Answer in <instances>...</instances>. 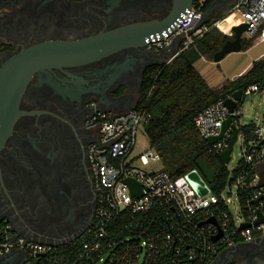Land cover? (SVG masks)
<instances>
[{"label": "flooded vegetation", "instance_id": "flooded-vegetation-1", "mask_svg": "<svg viewBox=\"0 0 264 264\" xmlns=\"http://www.w3.org/2000/svg\"><path fill=\"white\" fill-rule=\"evenodd\" d=\"M172 9V0H0V66L37 43L158 23ZM154 51L139 44L33 74L21 96L23 113L0 150V220L49 243L92 222L97 192L88 147L98 129L91 119L97 110L122 112L134 104ZM245 251L252 255L243 262ZM231 252L240 256L235 264L264 260V245ZM0 264L25 260L1 257Z\"/></svg>", "mask_w": 264, "mask_h": 264}, {"label": "built area", "instance_id": "built-area-1", "mask_svg": "<svg viewBox=\"0 0 264 264\" xmlns=\"http://www.w3.org/2000/svg\"><path fill=\"white\" fill-rule=\"evenodd\" d=\"M204 2L194 0L182 13L177 27L169 28V33L163 31L164 37L157 34V38L147 39V47L160 51L169 47L179 35H184L180 46L188 47L211 27L233 35V26L241 23H247L244 37L264 40V0H235L227 17L197 27L204 15ZM233 14L234 21L227 28L223 27V21ZM254 93L264 97V86L251 84L246 87L243 101L248 94ZM230 97L232 93H226L194 118L198 132L206 139L220 134L228 116H232V123L239 127L236 142L240 143L245 167L230 176L220 194L212 192L210 186L206 194H198L187 178L189 172L171 175L163 168L160 153L150 145L146 151L136 153L139 129L147 121V112L135 107L123 112L97 110L91 123L98 133L88 147L97 192L92 222L78 232L49 243L30 239L16 231L8 218L1 219L0 258L12 251H22L25 264H152L162 249L171 247L177 255L171 264H213L221 253L225 260H230L228 264H235L236 260L232 261L231 257L234 250L225 251L242 243L264 245V221L255 224L260 214L264 215V183H254L257 178L254 168L264 162V128L256 123L253 135L242 132L243 103L237 101L231 110L225 103ZM232 135L230 125L212 144L213 148L218 152L227 149ZM156 164L161 167H151ZM252 176L255 178L247 183ZM127 178L140 183L138 194L132 192L125 181ZM247 187H253L249 191L252 203L243 206L240 195ZM220 203L228 212L220 208ZM154 210L175 221L183 237L176 238L171 232L161 237L157 231L145 236L146 230L136 234L147 222L144 216ZM118 219H123L120 229L112 225ZM243 223H250V226L241 228ZM220 231L222 236L214 241ZM182 253L187 259L185 263L181 262ZM223 264H227L226 261Z\"/></svg>", "mask_w": 264, "mask_h": 264}, {"label": "trees", "instance_id": "trees-1", "mask_svg": "<svg viewBox=\"0 0 264 264\" xmlns=\"http://www.w3.org/2000/svg\"><path fill=\"white\" fill-rule=\"evenodd\" d=\"M215 1L205 0L203 12ZM227 16V10L221 11L214 16V19ZM229 19L230 17L223 21V27L227 28ZM211 21L212 19H209L206 23L210 24ZM233 38L234 34L228 35L217 27H211L188 47L180 46V51L172 61L148 65L135 105L137 110L147 112L145 132L150 147L160 153L163 168L173 176L183 175L198 169L197 161L202 158L213 171L214 177L209 186L216 194H220L225 189L230 176L236 175L245 167V164L240 158L236 168L230 171L220 158V152L200 135L194 118L208 105L225 97L226 93H233L239 88L244 90L251 84L264 86V57L254 60L248 70L235 79L225 80L220 87H212L196 67L195 63L202 57L214 60L215 53L227 40ZM254 39L255 37H243L241 50H247ZM255 127L256 122L251 121L241 124L240 130L250 136L253 135ZM252 188L247 187L240 195L243 206L252 203L249 196ZM219 205L221 209L228 212L223 203ZM144 220L147 221L145 226L137 229L136 234H143V230H146L145 236L157 231L161 237L167 232H171L176 238L183 237L179 228L176 227V222L158 214L156 210L145 215ZM150 221L152 222L149 223ZM122 223L123 219H118L112 225L120 229ZM185 257L182 253L180 257L182 263L187 262ZM176 258L177 255L173 249L166 247L152 264H171Z\"/></svg>", "mask_w": 264, "mask_h": 264}, {"label": "water", "instance_id": "water-1", "mask_svg": "<svg viewBox=\"0 0 264 264\" xmlns=\"http://www.w3.org/2000/svg\"><path fill=\"white\" fill-rule=\"evenodd\" d=\"M172 1L173 9L171 13L158 23L127 25L79 40H56L37 43L33 46L22 49L17 54L12 55L3 62L0 66V150L13 132L14 125L19 115L23 113V111L20 110L21 96L26 85L36 71L47 67L75 65L89 62L110 53L117 52L124 47L147 44V39L151 40L152 36L157 38V34H159L160 37H164L163 31L169 33V28L172 30L176 28L179 23V18L182 17V13L186 12L187 8H190L194 2V0ZM224 1L225 0H216L204 12L197 27L206 23L207 20L212 19L213 15H215L217 10L224 4ZM246 28L247 23L233 26L234 38L227 40L222 48L215 53V62L221 61L231 52L241 51L242 38ZM183 37L184 35H179L174 38V41L169 47L151 53V62L149 65L172 61L179 52L180 41ZM242 93L243 90L239 88L232 93V97L225 100V103L231 110L234 109L237 101L243 100ZM136 102L137 100L134 102L132 108L135 107ZM232 120V116H228L223 121L220 134L207 138V140L213 144L223 136L224 132L230 127V125L232 126L233 135L230 139L229 146L219 154L222 161L226 164L231 161V153L233 152L234 144L239 132V127L236 123H232ZM262 120L264 121V114ZM197 163L198 169L190 171L187 174V178L197 193L204 195L209 191L208 184L212 182L214 174L202 158L198 159ZM254 178L255 176L249 177L246 182L249 183ZM125 181L130 185L132 192L138 194L137 190L140 189V183L131 178H127ZM256 203L257 201H255V204ZM212 220L215 222L214 219ZM263 221L264 215L260 214L259 219L255 224H259ZM249 226L250 223H243L241 228ZM221 236L222 232L220 231L213 240L216 241ZM246 244H253L255 248L262 246L259 244L255 245L254 242H249L236 245L233 249L230 248V250L237 251L239 247L242 248ZM251 255L252 251H245V253L240 254L243 262L250 260ZM240 256H235L234 254L231 257H234L235 261ZM4 257H6L9 262H13L18 257L25 260V254L22 251H12ZM225 261L227 264L230 263V260H225L223 253H221L213 264H223ZM253 264H264V260H258Z\"/></svg>", "mask_w": 264, "mask_h": 264}, {"label": "rangeland", "instance_id": "rangeland-1", "mask_svg": "<svg viewBox=\"0 0 264 264\" xmlns=\"http://www.w3.org/2000/svg\"><path fill=\"white\" fill-rule=\"evenodd\" d=\"M231 6L232 5L229 4H223L217 10L216 14L226 10L229 14ZM215 15H213L212 20H215ZM244 36L245 35L243 34V37ZM255 40L256 39H254L253 43L255 42ZM262 46H264V43L258 42L257 45H255L254 48L251 49L249 52H231L219 62H215L214 60L209 59L207 61L199 60L196 65L197 68L202 71L204 77L207 79L209 84L213 86H220V84H222V82L224 83L227 78L234 77L242 68H244L246 64L250 61V58L255 56V52L259 51ZM133 105L134 104H132L126 110L131 109ZM243 110L244 114L241 117L242 124L244 123V121H254L264 128V121L262 120V116L264 114V97H262L261 93L248 94L243 102ZM138 143L139 147H137L136 149L137 154L141 151H146L149 148V140L143 125H141L139 129ZM240 152V143L236 142L234 144L233 152L231 154V161L226 164L227 168L230 171H233L236 168L237 163L241 158ZM151 167L159 168L161 167V164L152 165ZM258 181L259 178L257 177L254 183H258Z\"/></svg>", "mask_w": 264, "mask_h": 264}, {"label": "crops", "instance_id": "crops-1", "mask_svg": "<svg viewBox=\"0 0 264 264\" xmlns=\"http://www.w3.org/2000/svg\"><path fill=\"white\" fill-rule=\"evenodd\" d=\"M233 2H234V0H225L224 1V4L232 5ZM263 27H264V25H263ZM255 39H256L255 42L247 50L244 51L245 53L246 52H249L251 49H253L254 46L257 45L258 42L264 43V40L262 38H260V37H255ZM241 51H243V50H241ZM238 52H240V51H238ZM254 55L255 56H253L252 58H250V61L246 64V66L244 68H242L234 77L227 78V79H235V78H237L239 75H241L242 73H244L246 70H248L251 67V65H252V63H253L254 60H257V59H260V58L264 57V46H262L259 51L255 52ZM199 60L207 61L208 59L205 58V57H202ZM197 62L195 63V65L197 64ZM196 67H197V65H196ZM199 71L202 73L201 70H199ZM202 75H203V73H202ZM222 84H223V82H222ZM222 84H220V86ZM211 86L212 87H220V86H213V85H211ZM241 121H242V119H241ZM250 122L251 121H244L243 124L250 123ZM254 174L259 178L258 184H263L264 183V162L256 165V167L254 168Z\"/></svg>", "mask_w": 264, "mask_h": 264}, {"label": "bare ground", "instance_id": "bare-ground-1", "mask_svg": "<svg viewBox=\"0 0 264 264\" xmlns=\"http://www.w3.org/2000/svg\"><path fill=\"white\" fill-rule=\"evenodd\" d=\"M235 14H237V13H235ZM235 14H233V15H230V19H229V20H227V27L230 25V23H231L232 21H234Z\"/></svg>", "mask_w": 264, "mask_h": 264}]
</instances>
